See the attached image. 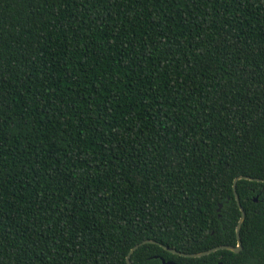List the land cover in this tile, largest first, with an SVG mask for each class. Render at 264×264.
Here are the masks:
<instances>
[{"label": "trees", "instance_id": "obj_1", "mask_svg": "<svg viewBox=\"0 0 264 264\" xmlns=\"http://www.w3.org/2000/svg\"><path fill=\"white\" fill-rule=\"evenodd\" d=\"M239 176L264 0H0V264H264V182H236L238 253L163 247H235Z\"/></svg>", "mask_w": 264, "mask_h": 264}, {"label": "water", "instance_id": "obj_2", "mask_svg": "<svg viewBox=\"0 0 264 264\" xmlns=\"http://www.w3.org/2000/svg\"><path fill=\"white\" fill-rule=\"evenodd\" d=\"M238 180H249V181H254V182H264V179H258V178H252V177H247V176H239V177H236L234 180H233V192H234V199L237 203V206L240 210V218L237 222V225H236V228H235V237H236V246L233 247V246H228V245H222V246H217V247H214V248H211L207 251H204V252H200V253H184V252H178L174 249H171V248H168V247H164L165 250H167L168 252L174 254V255H177V256H181V257H187V258H198V257H202V256H205L207 254H210V253H213L215 251H218V250H228V251H231V252H234V253H238L241 249H242V246H241V240H240V235H239V231H240V227H241V224L242 222L244 221V218H245V212L243 210V208L241 207V204L239 202V198L237 196V193H236V182ZM254 201L256 202V198L254 199ZM221 205L219 204L218 205V210L220 209ZM147 243H155L154 241L152 240H144L143 242H141L140 244H137L135 246H133V248H131V250L129 251V253L127 254L126 258H125V262L126 264H132L131 261H130V255L132 252H134L141 244H147ZM162 264H176L172 261H162Z\"/></svg>", "mask_w": 264, "mask_h": 264}]
</instances>
